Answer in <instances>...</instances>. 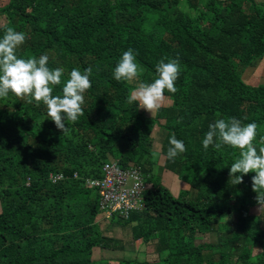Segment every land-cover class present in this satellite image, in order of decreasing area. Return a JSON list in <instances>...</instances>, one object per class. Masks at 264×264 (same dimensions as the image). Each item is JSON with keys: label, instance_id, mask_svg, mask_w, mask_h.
<instances>
[{"label": "trees", "instance_id": "1", "mask_svg": "<svg viewBox=\"0 0 264 264\" xmlns=\"http://www.w3.org/2000/svg\"><path fill=\"white\" fill-rule=\"evenodd\" d=\"M179 1L9 0L0 9L6 18L0 37L5 26L26 33L19 58L47 55L48 66L63 68L64 75L74 67L92 69L84 115L66 121L67 133L47 119L43 103L29 104L11 92L0 98V264H90L92 247L109 238L94 222L100 213L97 193L83 179L99 177L103 163L112 159L121 167L140 166L147 180L143 209L121 221L144 222L147 234H156V247L164 252L159 264H227L238 249L235 243L243 240L259 248L254 264H264L261 218L250 212L255 173L233 185L229 171L237 149L202 145L209 124L234 117L259 126L254 143L261 146L264 86L244 84L239 72L264 56V3L185 0V12ZM129 48L144 69L140 82L143 77L152 82L162 58L180 61L177 91L165 90L171 103L160 105L152 119L166 133L160 145L152 144L149 118L128 102L134 83L113 78ZM62 86L63 81L54 86L53 95L61 94ZM172 134L186 147L175 160L166 156ZM157 149L161 168L189 185L185 195L151 180L150 158ZM51 172L64 179L51 183ZM232 215L234 229L219 232L221 219ZM212 232L218 234L214 243L189 242ZM206 248L207 254L201 251ZM240 252L247 256L245 248Z\"/></svg>", "mask_w": 264, "mask_h": 264}, {"label": "clouds", "instance_id": "2", "mask_svg": "<svg viewBox=\"0 0 264 264\" xmlns=\"http://www.w3.org/2000/svg\"><path fill=\"white\" fill-rule=\"evenodd\" d=\"M26 38V33L17 31L13 26L4 27L0 37V98H6L11 92L29 104L34 101L43 103L47 108V119L54 122L61 133H67L69 129L66 121L75 123L84 115L82 105L85 103V92L92 87V69L89 67L81 71L77 67L72 68L63 82L62 93L53 95V87L62 84L64 69L50 68L47 55L19 58L17 49ZM136 55L131 48L122 53L113 71L116 81L139 80L144 69L136 61ZM180 72L178 58H162L155 65L152 82L138 83L131 90L128 102H135L137 107L153 115L164 99L165 90L173 94L177 91L175 82ZM258 127L255 122L244 124L234 117L217 119L209 124L202 145L205 150L212 146L219 151L224 145L240 150L238 158L231 164L229 177L232 178V184L237 185L243 183L244 174L255 173L251 187L256 193L255 199L260 209L264 207V135H260L261 146L257 149L254 141L257 139ZM168 144L166 156L169 160H175L186 152L184 142L177 139L175 134L169 137Z\"/></svg>", "mask_w": 264, "mask_h": 264}, {"label": "rangeland", "instance_id": "3", "mask_svg": "<svg viewBox=\"0 0 264 264\" xmlns=\"http://www.w3.org/2000/svg\"><path fill=\"white\" fill-rule=\"evenodd\" d=\"M259 1L260 3H264V0H255ZM9 2V0H0V9L6 6V4ZM205 3V0H200V4L203 5ZM179 8L183 11H188L185 0L179 1ZM151 21V20H150ZM153 22V21H151ZM6 24V18H4V15L0 13V26ZM147 25V26H146ZM146 28L148 27V22L146 24ZM143 75V74H142ZM63 82L66 81L68 78V74L66 73L64 75ZM141 78V76H140ZM139 78V79H140ZM239 78L240 80L249 86H264V56L257 58L253 60L249 65L242 68L239 72ZM142 81L146 82L145 77H143ZM134 83L135 87L140 83V80L131 81ZM147 83V82H146ZM134 87V88H135ZM168 103H171V100H167ZM167 103V104H168ZM163 106V105H161ZM139 111L143 114L144 117L148 119V124L152 126V141L154 143H159L165 140V131L162 128H158L157 124H154L153 117L156 113V111L151 115L150 112L145 111L142 108H139ZM156 146V145H155ZM155 149V148H154ZM165 149V148H164ZM166 151V149H165ZM239 149L234 152L233 161H235L239 156ZM150 162L154 164L152 166L151 171V180L153 181H159L162 184H164L172 194H174L178 189H180L179 194L185 195L187 193V189H189V185L186 181H181L180 184L176 182L174 176L170 172H166L167 175H165L164 171L165 169L161 168L162 165V156L159 152V149H157V152L153 151V156L150 158ZM146 168V165L144 166ZM196 172H200L201 174L204 173L202 169L199 166H196ZM167 170V169H166ZM147 180L145 181V183ZM95 191V190H94ZM96 192V191H95ZM177 193V192H176ZM251 201V198H249ZM255 200V196H252V201ZM250 212L253 215H258V217L261 218L259 224L260 230L264 232V207H261L259 209V205L255 202L253 203L252 207H250ZM97 217L99 218L98 222L100 224V229L103 236L106 238H109L108 241L106 239L105 242L101 241L100 245H97L95 247H92L94 251V257L98 256V253H95L98 250L102 249H110L112 250L111 256H113V252L115 251L116 257L119 259H103L102 257H97V260H92L90 264H144L145 262H153L152 264H159L160 259L164 257V252H161L156 247L157 241L154 236H156L155 233L147 234V226L144 222L137 224V221H135L134 224L130 225L128 224L123 225L122 219L119 218L117 215H113V219L111 217H104L100 213L97 214ZM221 224L218 231L226 233L231 229H234L235 223H234V216L225 217L221 219ZM123 226V227H122ZM218 234H215V232H212L210 234H196L192 239L190 238V243L194 246L201 245V244H211L214 243L217 240ZM153 238V239H152ZM188 239L185 237V241ZM236 244V247L238 248L235 252V255L231 256L228 260L227 264H254L256 258L259 256V248H257L256 245L251 243V241L243 240L238 241ZM99 248V249H98ZM243 248L247 250V256L245 258L242 257V255L245 254L243 251ZM204 253H209L210 251L206 249L201 250ZM166 253V252H165ZM92 254V253H91ZM239 254V255H238ZM100 258V259H99ZM218 256L214 257L216 260ZM204 264V263H203Z\"/></svg>", "mask_w": 264, "mask_h": 264}, {"label": "built area", "instance_id": "4", "mask_svg": "<svg viewBox=\"0 0 264 264\" xmlns=\"http://www.w3.org/2000/svg\"><path fill=\"white\" fill-rule=\"evenodd\" d=\"M73 178H79L77 173ZM64 179L62 173L51 172L48 180L56 183ZM84 186L93 189L98 197V209L104 217L117 215L128 219L130 213L143 209V192L146 183L142 169L138 165L121 167L116 159L103 163L99 177H85ZM29 179L27 178L26 184Z\"/></svg>", "mask_w": 264, "mask_h": 264}, {"label": "crops", "instance_id": "5", "mask_svg": "<svg viewBox=\"0 0 264 264\" xmlns=\"http://www.w3.org/2000/svg\"><path fill=\"white\" fill-rule=\"evenodd\" d=\"M168 99L167 98H164L162 101H161V105H163V106H168V105H170V103H168V101H167ZM168 103V104H167ZM164 171V173H165V175H167V171L166 170H163ZM99 218L98 217H96L95 219H94V222H96V223H98V225H99V227H100V224H99V220H98ZM135 222H132V224H134ZM131 223H130V225H132ZM101 228V227H100ZM101 230V229H100ZM102 231V230H101ZM103 234V233H102ZM95 248H97V247H95ZM93 249V248H92ZM99 249V248H98ZM91 259L92 260H97V257H99V255H100V257H102L103 259H110V258H112V259H119L118 257H116V255L114 254L115 253V251L113 252V256H111V254H112V250L110 251V249H102L101 248V250H98V251H96L95 253H98V256L97 257H94L93 255H94V251L92 250L91 251ZM100 259V258H99Z\"/></svg>", "mask_w": 264, "mask_h": 264}]
</instances>
